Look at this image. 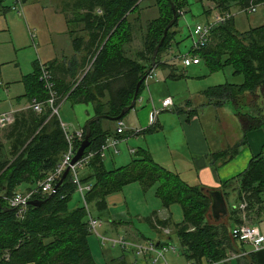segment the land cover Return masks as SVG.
Wrapping results in <instances>:
<instances>
[{"label": "trees", "instance_id": "1", "mask_svg": "<svg viewBox=\"0 0 264 264\" xmlns=\"http://www.w3.org/2000/svg\"><path fill=\"white\" fill-rule=\"evenodd\" d=\"M143 1L60 0L72 49L80 54V60H74L72 64L78 65L81 72L77 76L72 74L73 81L64 88L59 87L51 73L58 101L91 103L95 116L112 120L130 105L136 90L137 97L140 96L145 85L144 80L139 82L148 76L149 70H167V79L188 77L178 65L161 59L173 43L178 44L174 42V28L186 12L187 0H153L157 16L148 20L143 28L141 50L133 56L128 54L126 46L133 40V23L141 19L143 7L140 4ZM209 1L213 4L212 10L221 14L229 13L232 3L247 10L264 2ZM173 10L177 20L169 28L155 62H152L163 31L172 20ZM212 10L209 9L210 13ZM189 54L198 61L193 64L203 63L209 73L229 66L233 75L241 76L239 82L219 83L200 92L208 105H231L241 128L243 135L239 141L211 155L213 162L221 160L224 163L245 144L247 132L264 129V25L239 33L232 18L227 19L212 28L203 47L191 48ZM175 56L181 66L187 67L181 62L183 56ZM39 70V64L35 63L34 72L24 76V96L28 97L29 103L33 98L44 100L46 97ZM246 95H250L248 103L243 101ZM99 122L98 119L90 124V144L84 154L98 151L110 136L125 139L131 135L124 131L111 133L108 129L103 130ZM155 127L151 125L143 132L154 131ZM0 131V264H99L88 244L87 237L91 232L84 204L81 202L73 208L68 205L73 194L77 193L70 171L50 196L49 193H34L30 200L37 204L27 203L22 213H17V208L8 202L14 193L36 188L38 181L62 159L67 140L59 116L50 115L48 107H43L41 112L28 107L16 111L13 122ZM84 135L83 129L82 139ZM80 142L75 140V149ZM86 167L87 173L80 177V181L91 185L85 192V199L93 204L97 216L108 208L106 196L131 182H138L144 190L153 187L155 196L166 208L178 204L182 213L180 221L160 218L155 211L146 217V221L154 230L172 226L181 254L195 264L214 263L226 258L233 242L240 241L232 236V227L247 219L254 221L264 209V144L242 172L222 182L220 187L224 198L228 200L233 195L235 203L227 205L228 214L220 221L209 216L210 199L206 187L187 183L178 173L157 163L143 148L134 151L129 163L111 169L106 168L104 157L97 152ZM242 201L246 203L244 210L238 208ZM259 251H253L252 257ZM4 253L8 256H3Z\"/></svg>", "mask_w": 264, "mask_h": 264}, {"label": "rangeland", "instance_id": "2", "mask_svg": "<svg viewBox=\"0 0 264 264\" xmlns=\"http://www.w3.org/2000/svg\"><path fill=\"white\" fill-rule=\"evenodd\" d=\"M59 1L60 0H0V7H2V12L0 13V109H10L18 106L17 96L22 94L25 88L24 81L26 78H24V76L34 72L35 63L43 64L46 56H48V52L52 50V52L57 54L58 48L63 52L71 51V45H69V43L65 44V41L60 38L61 35L56 36L62 21V16L56 9V7L58 8ZM187 2L189 5L187 9H185L186 12L180 17L178 26L174 28V31H176L174 42L178 44L173 43L171 49L161 55V59H164L173 65H178L179 70L186 74L189 79H167L165 80L166 83L164 84V89L172 95L177 107H179L180 101H185L193 95L194 98L192 101L198 108V115L202 124H211L212 122H209L213 119L214 123L224 131L220 134L223 139L225 136H229L230 132H232L231 126L237 124L236 118L229 113L226 108L219 110L218 107H210L208 110L203 109L202 105H200L203 97L198 95L199 93L197 91L202 90L204 87L207 88L219 83L239 82L241 81V76L233 75L232 68L229 66L225 67L223 70L209 73L203 63L191 64L187 67L180 65L181 63L175 55L192 58L189 51L193 45L192 37L194 36V29L197 25L206 22L202 13L204 10L203 1L187 0ZM140 7H143L141 11V19L138 22L133 23L135 25L133 40L126 46L130 56H133L135 52L141 50V39L144 35L143 28H145L148 20L157 16V9L153 0H144L140 4ZM49 14L50 16L48 18L47 15ZM155 75L153 79L151 76H148L144 80V93L147 92L148 87L151 88V83L154 84ZM157 77L159 78V76ZM162 82L163 81L161 80L159 83L162 84ZM193 91L194 93H192ZM140 103H136V110L139 111L147 108L148 104L145 105V103ZM28 105L29 103L27 102L26 108H28ZM226 106L227 108H231V105L229 104H226ZM86 110L91 112L90 105L82 103L72 105L65 100L59 105L58 116L61 122L65 125V130L69 134L85 124ZM168 113L171 114L172 117L177 118V111H174V113L162 112L160 113L159 118L161 115ZM150 119L153 122V115ZM126 122L127 119L124 118L123 127H125ZM109 125L113 126L116 125V123H110ZM173 125L174 122L171 121L169 122V127L166 128V131L158 130L154 134L146 135L145 139L149 142L159 139L161 142V148L164 151L166 150V142L167 144L169 142L167 141V139L169 140V130ZM226 127L228 128L227 131H225ZM127 130H130V128H127ZM207 133H209L211 138V131L206 132V134ZM1 134L2 131H0V139ZM138 136L139 142L143 143V136ZM136 138L129 136L126 139L121 140L117 146L119 154L107 156L104 159L105 166L107 168H115L128 163L134 156L133 153L130 154L129 149L135 148L138 145ZM153 153L155 159L161 155L160 151L158 154L157 151L153 150ZM153 192V188L143 191L138 182H133L124 186L120 191L106 196L108 208L100 216H97V212L91 208L90 211L92 216L96 218L100 224V227L98 226L96 228L100 233L99 236L105 235L108 237H116L115 239L122 237L119 236L120 234L109 236L106 235L107 233H101V230L107 224L106 222L109 221L111 217L117 216V218L129 220L133 228H137L147 237L155 239L159 232L157 231L158 233L155 234V231H151L146 221V217L152 210L161 209L162 203ZM79 204H81V199L77 193H74L68 205L70 208H73ZM90 205H88L89 208ZM170 211L172 213L171 217L174 221L181 220L182 213L178 204L171 205ZM162 229L164 232H169L168 228ZM98 238L99 237L94 232H91L88 236V242L92 249L91 253L93 254L96 253L98 248H100ZM122 238H125L126 240L129 239V237L125 235ZM106 243L105 246H109V244H112V241L107 240ZM168 245L174 247V256L176 260L172 263L170 259H166L167 263L187 264V260L180 252L179 242L174 233L171 234ZM245 246L248 247V245ZM114 247L122 248L119 245H115ZM162 251L164 257L167 249L165 248ZM233 262V264H237L236 260Z\"/></svg>", "mask_w": 264, "mask_h": 264}, {"label": "crops", "instance_id": "3", "mask_svg": "<svg viewBox=\"0 0 264 264\" xmlns=\"http://www.w3.org/2000/svg\"><path fill=\"white\" fill-rule=\"evenodd\" d=\"M203 3H204V10L202 13L206 19L205 23H207L209 21H212L213 16L215 14H219V13L216 10H212L213 4L211 1L203 0ZM253 7H254V11H249L248 10L249 8L247 10L239 9L238 6L235 5L234 3H232V5L230 6L229 14L231 15L236 31H238L239 33H245L250 29L264 25V2L259 3L258 5H255ZM56 9L59 12V14L62 16L60 28L56 36L61 35L60 38H62L65 41V44L69 43V45H71V51L63 52L61 51L60 48H58V52L57 54H55L51 50L50 52H48V56H46L45 62L43 61V64L50 70L51 73H53L55 80L58 81L59 83V87L64 88L68 83H71L73 81L74 75L77 76L81 72L78 65L72 64V61L80 60V54H76L72 49L71 39L68 33V26L65 21V14L62 11L60 1L58 3V8L56 7ZM209 9L212 10L211 13ZM49 16L50 14L47 15L48 18ZM162 61L165 60L162 59ZM153 71L156 74L154 79V84L151 83V88L148 87L146 93H144L145 90L143 89L140 96L137 97L133 109L129 110L128 113H126V115L120 120L123 122L124 118H126L127 122L125 124V127H123V131L126 133L127 132L131 133V135L129 136H133L135 138L137 137L136 142L138 145L135 148L129 149L130 154L133 153L134 155V151L137 150V148L139 147L143 148L144 150H147L151 154L152 158L157 163L161 164L163 167L167 169L169 168L168 170L178 173L180 177L187 183L201 184L207 189H221L220 186L222 182L242 172L246 168L250 158L258 154L262 150L264 144V129L258 128L247 132L245 134V139H246L245 144L239 147L237 154L230 160L224 163H221V160L213 162L211 159V155L213 153L226 149L228 146L233 145L242 138L243 134L238 121L236 122L237 124H233L231 126L232 132H230V135L225 136L222 139L220 134L223 133L224 131L221 128H219L217 124L214 123L213 119L209 122V123L212 122L211 124H205V125L202 124L198 115V108L197 106H195L194 102L192 101V99L194 98L193 95L192 97L186 99L185 101H180V105L179 107H177L176 102L172 97V95L166 89H164V84L166 83L165 80H167L166 76L168 71L160 70V69H154ZM72 74L74 75L72 76ZM157 76H159V78ZM186 78L189 79V77H184L183 79ZM161 80L163 81L162 84L159 83L161 82ZM205 88L206 87H204L202 90H204ZM202 90L197 91L199 93L198 95H200L201 97L202 94L200 92ZM192 93H194V91ZM24 95H25V88H24V92L19 96H17L18 106L10 109H0V113L8 111V112H14L15 115L16 111L25 109L26 104L27 102L29 103V101L27 99L28 97ZM167 96L171 97L172 105L167 108H164L161 105V100ZM249 97L250 95H246V98L243 99L244 103L249 102L250 100ZM65 101L70 102L72 105L81 104V102L72 103L69 100H65ZM136 103H140V104L145 103V105L148 104V106L147 108L138 111L135 109ZM82 104H88L91 107V112L86 110V122H87L90 118L95 116V114L91 103H82ZM208 104L209 103L205 98H203L200 103L203 109L208 110L210 107H218V110L222 108H226L228 109L227 111L233 115L231 108H227L226 105H222V107H220V106H214ZM177 108L182 109L181 112H177V118L172 117L171 114L169 113L163 114L159 118L160 113L162 112L174 113V111L176 112ZM154 111H157V114L155 120L152 122L150 118L154 114ZM99 120H100L99 122L100 127L103 130L108 129L111 133L114 132V130H116L117 127L116 125L117 122L119 121V120L118 121L110 120L107 118H100ZM171 121L174 122V125L170 128L168 133L169 140L167 139V141L169 142L168 144L167 142L165 144L166 150L163 151V149L161 148V142L159 139L153 140V142H149L148 140L145 139L146 135L154 134L158 130L166 131V128L169 127V122ZM114 122L116 123V125L113 126L109 125L110 123H114ZM151 125L157 126L155 127L154 131H149L146 133L143 132L147 127H150ZM63 126L65 128L64 124ZM127 128H130V130H127ZM80 129L83 130L84 125L82 127H78V129H76L74 132ZM227 130L228 128L226 127L225 131ZM209 131H211L212 133L211 138L209 136V133L206 134V132ZM138 135L143 136V143L139 142ZM105 142H108V140H106ZM119 142L115 146L116 151L113 148L107 149L104 159L109 155L119 154V149L117 147ZM153 150L157 151L158 154L159 151L161 153V155L157 159H155L154 157ZM87 170L88 169L86 166L81 168L79 170L80 177L82 175H85L87 173ZM143 191L145 190L143 189ZM113 193L115 192L109 194H113ZM153 193L155 195V192ZM77 194L81 199V202L83 203L82 198L80 197L78 192ZM226 203L227 205L234 204L235 203L234 196L230 195L228 200H226ZM87 204L90 205L89 203ZM91 208L94 209L93 204L90 205L89 210ZM105 211H101L99 214L101 215ZM153 211H155L156 215L160 218H167V217L172 218L171 217L172 213L170 211V208H166L163 205L161 209L152 210L150 214ZM115 217H111L109 221L106 222L107 224L101 230V233H107L106 235L109 236L120 234L119 236L123 237L125 235L129 237V239L127 240L132 242L154 241L155 244L159 247L166 245L169 246L168 245L169 239L171 234L173 233V228H171V226H166L161 228L159 227L158 230H154L149 226L151 231L153 232L155 231L154 232L155 234L159 232L156 235V238L152 239L147 237L137 228H133L129 220H123L121 218H117V216ZM171 221L174 220L171 219ZM247 222H249L252 225H255L264 235V209L261 212L259 218L254 219V221L247 219ZM162 228H168L169 232H164ZM98 241L100 244V248L96 250V253L94 254L92 253V256L95 259V261L99 264H164L161 258H158L157 261L154 262L151 255H139L136 254L133 249H129V248L124 249L118 247L105 246V244L101 243L99 238ZM232 245L233 248L231 250H228L226 258H224L219 262L206 263V264H233L234 260L237 261V264H264V243L260 251L255 252L254 257H252L253 248L251 244L236 240L233 242ZM245 245H248V247H246ZM90 250L92 252L91 247ZM174 254H175L174 247L173 249L171 248L168 249L165 252V256H164L165 260L170 259L172 263L175 262L176 258ZM188 262L189 261H187V264ZM27 264H34V263H27Z\"/></svg>", "mask_w": 264, "mask_h": 264}, {"label": "built area", "instance_id": "4", "mask_svg": "<svg viewBox=\"0 0 264 264\" xmlns=\"http://www.w3.org/2000/svg\"><path fill=\"white\" fill-rule=\"evenodd\" d=\"M249 11H254V7H250L248 9ZM180 14H182V11H180ZM231 15L229 13H219L215 14L213 16L212 21H209L204 24L197 25L194 29V36L193 38V49H198L200 47H203L209 39L210 32L213 27L220 25L224 23L227 19H230ZM181 62L183 65L188 66L193 63H198L196 58H189L187 56H183L181 58ZM39 80L42 82V85L46 92V97L44 100H37L35 98L32 99V101L29 103L28 107H30L35 112H41L43 110V107H48L50 110V115H58V108L59 105L63 102V99L58 101V92L55 88L54 81L52 79V74L50 70L44 65L39 64ZM155 73L153 70H150L148 73V76L154 77ZM147 76V77H148ZM146 77V78H147ZM161 105L164 108H167L172 105V99L171 97L167 96L161 100ZM157 111H154L153 114V121L155 120ZM14 112H2L0 113V128H4L14 120ZM65 137L67 140V148L64 152L62 159L60 162L56 165V167L47 172L46 175L37 183L36 188L27 190L24 192H16L12 196L8 198L9 205L13 208H17V213H22L25 210V207L28 203V200H30L31 196L36 192H42V193H50L53 191V186L55 182L60 178L63 171L69 167V171L71 172V179L72 182L76 185V190L79 193L80 197L82 198L84 207L87 212L88 216V228L90 232H94L100 239L102 244H107V240L112 241V244H109V246L114 247L115 245H119L124 249H133L136 254L139 255H151L153 261H157L158 258H161L164 262V264H168L165 260V257H163V251L165 248L173 249L172 246H157L152 241H146V242H132L129 240H126L125 238L119 237L118 239H115L116 237H108V236H99L100 233L97 231V227L100 225L98 223V220L94 218L89 210L88 204L85 199V192L88 191L91 188V185L88 183H82L80 181V173L79 170L83 167H85L89 160L94 156L95 153H99L101 157H104L106 154V151L108 148H113L115 151L116 144L121 141V139H118L117 137H110L108 142H104L98 151H89L86 154H83L82 157L73 165L70 164L71 159L75 153L74 143L75 140H81L83 136V130H78L74 133L69 134L64 126L63 123H61ZM117 133L123 132V122L118 121L117 127H116ZM246 203L242 201L238 208L240 210H244ZM244 216V215H243ZM232 236L237 238L240 241L249 243L252 245L253 251H257L262 248V245L264 243V235L262 232L255 226L247 221H244L242 224L235 225L231 229ZM3 256L7 257V254H3ZM188 264H195L192 262H188Z\"/></svg>", "mask_w": 264, "mask_h": 264}, {"label": "water", "instance_id": "5", "mask_svg": "<svg viewBox=\"0 0 264 264\" xmlns=\"http://www.w3.org/2000/svg\"><path fill=\"white\" fill-rule=\"evenodd\" d=\"M177 20V16L175 11L173 10V17L172 20L169 22V24L165 27L164 31H163V35H162V39L160 40L158 46L156 47L153 55H152V62H155V57L157 54V51L159 49V47L161 46L164 38L167 35V32L169 30V28L172 26V24ZM150 71V70H149ZM149 73V72H148ZM146 76L142 78V80H140L139 83H141V81L145 80ZM139 85V84H138ZM138 94V90L135 91V94L130 102L129 106H126L121 113L114 117L112 120H118L120 118H122L129 110L133 109L135 102H136V97ZM102 118V116H93L92 118H90L85 124H84V131H85V135L83 137V139L81 140V142L79 143L78 147L75 150V153L71 159L70 164L73 165L75 164L84 154L85 149L88 147V145L90 144L89 141V136H90V124L94 121H97L98 119ZM69 172V167H67L63 173L61 174L60 178L55 182L54 186H53V191L50 192L48 194V196H50L53 192L56 191V189L58 188V186L63 182L64 178L66 177V175ZM208 197L210 199V213L209 216H212L214 218L215 221H220L221 219L225 218L228 214V206L226 203V200L224 198V195L222 193L221 189H207L206 190ZM29 204H37L36 201L34 200H30L28 201Z\"/></svg>", "mask_w": 264, "mask_h": 264}, {"label": "bare ground", "instance_id": "6", "mask_svg": "<svg viewBox=\"0 0 264 264\" xmlns=\"http://www.w3.org/2000/svg\"><path fill=\"white\" fill-rule=\"evenodd\" d=\"M6 128V127H5ZM2 129V128H1ZM111 137V136H110ZM1 257V256H0Z\"/></svg>", "mask_w": 264, "mask_h": 264}]
</instances>
